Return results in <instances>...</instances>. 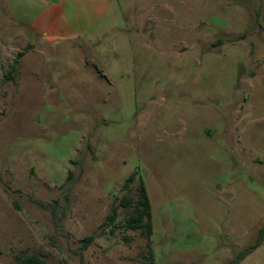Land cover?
Wrapping results in <instances>:
<instances>
[{
	"label": "rangeland",
	"instance_id": "obj_1",
	"mask_svg": "<svg viewBox=\"0 0 264 264\" xmlns=\"http://www.w3.org/2000/svg\"><path fill=\"white\" fill-rule=\"evenodd\" d=\"M262 228L264 0H116L59 49L0 0V264H228Z\"/></svg>",
	"mask_w": 264,
	"mask_h": 264
},
{
	"label": "crops",
	"instance_id": "obj_2",
	"mask_svg": "<svg viewBox=\"0 0 264 264\" xmlns=\"http://www.w3.org/2000/svg\"><path fill=\"white\" fill-rule=\"evenodd\" d=\"M116 0H5L10 18L55 49L97 35Z\"/></svg>",
	"mask_w": 264,
	"mask_h": 264
},
{
	"label": "trees",
	"instance_id": "obj_3",
	"mask_svg": "<svg viewBox=\"0 0 264 264\" xmlns=\"http://www.w3.org/2000/svg\"><path fill=\"white\" fill-rule=\"evenodd\" d=\"M24 56L23 53L17 55V60L21 59ZM16 60V61H17ZM15 71L16 69L13 68ZM138 172L135 171L131 174V176L125 182L126 186H129L134 182L137 178ZM125 204H131V200L126 199ZM116 219V211L109 215L110 222H114ZM127 227L134 230H141L145 233L148 243L147 246L150 250V258L153 261L154 252L152 249V236H153V223H152V206L151 202L145 188V184L141 183L138 190V199L135 205V211L127 220ZM93 240L92 237L87 238L86 242L90 243ZM264 241V228L261 229L259 233L258 240L255 245L243 250L240 252L236 258L230 261L228 264H240L245 258H247L257 247H259ZM86 247L88 246L85 245ZM17 264H47V262L39 255L36 254H20L17 256Z\"/></svg>",
	"mask_w": 264,
	"mask_h": 264
}]
</instances>
